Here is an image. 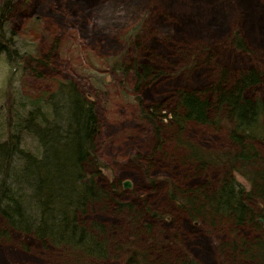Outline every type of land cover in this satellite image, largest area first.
<instances>
[{
    "label": "rangeland",
    "instance_id": "rangeland-1",
    "mask_svg": "<svg viewBox=\"0 0 264 264\" xmlns=\"http://www.w3.org/2000/svg\"><path fill=\"white\" fill-rule=\"evenodd\" d=\"M14 4L8 27L24 57L13 70L5 53L0 54V113L5 111L8 91L38 97L52 92L59 81L74 80L95 103L98 115L94 143L102 165L98 185L114 188L115 193L110 203L91 205L82 218L89 226L103 224L107 259L95 261L69 247L42 244L34 235L9 229L0 217L1 228L8 231V237L0 239V264H165L177 259L232 264L220 244L251 239L256 232L246 226L192 220L175 199L195 188L209 192L221 173L230 171L225 158L233 149L226 122L216 128L192 121L179 128L167 114L176 105L178 90L200 89L217 67L231 74L228 81L247 67L264 71V0ZM134 27L137 34L129 41ZM233 30L248 51L230 45ZM114 60L126 72L112 66ZM136 63L162 73L138 84ZM253 93L264 101V83ZM154 106L159 107L156 113L151 111ZM188 147L205 160L202 168L184 159ZM124 181L130 182L129 188Z\"/></svg>",
    "mask_w": 264,
    "mask_h": 264
},
{
    "label": "trees",
    "instance_id": "trees-1",
    "mask_svg": "<svg viewBox=\"0 0 264 264\" xmlns=\"http://www.w3.org/2000/svg\"><path fill=\"white\" fill-rule=\"evenodd\" d=\"M15 1H0V54L5 53L13 70L24 57L8 27ZM136 34L134 27L127 35L129 41ZM228 39L234 49L249 50L237 30ZM112 66L126 72L118 60ZM161 73L148 64L134 67L138 84ZM230 75L225 67H217L200 89L181 88L175 94L176 105L167 117L176 126L193 121L218 128L225 121L233 149L225 158L230 171L224 170L209 192L195 188L175 199L192 220L252 228L256 233L251 239H234L219 247L228 252L232 264H264V101L253 93L264 83V71L252 66L228 81ZM6 93L9 99L0 113V217L9 229L34 235L42 244L69 247L95 261L107 259L103 224L89 226L82 219L91 205L110 203L115 193L114 188L98 185L102 165L94 151L99 126L95 103L71 79L59 81L52 92L38 97ZM158 108L152 107V113ZM188 148L184 159L202 168L205 160ZM3 237L8 231L0 226ZM165 264L195 263L177 259Z\"/></svg>",
    "mask_w": 264,
    "mask_h": 264
},
{
    "label": "water",
    "instance_id": "water-1",
    "mask_svg": "<svg viewBox=\"0 0 264 264\" xmlns=\"http://www.w3.org/2000/svg\"><path fill=\"white\" fill-rule=\"evenodd\" d=\"M145 117H147V116L145 115ZM123 186H125V188H129L130 187V182L124 181L123 182Z\"/></svg>",
    "mask_w": 264,
    "mask_h": 264
}]
</instances>
